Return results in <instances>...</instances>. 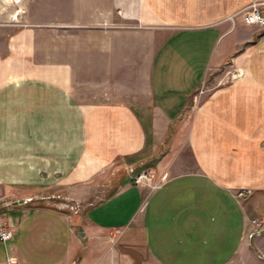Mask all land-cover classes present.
Wrapping results in <instances>:
<instances>
[{
	"label": "crops",
	"instance_id": "crops-1",
	"mask_svg": "<svg viewBox=\"0 0 264 264\" xmlns=\"http://www.w3.org/2000/svg\"><path fill=\"white\" fill-rule=\"evenodd\" d=\"M14 1L0 0V224L15 230L0 264H264V28L231 19L257 0ZM222 67L243 74L189 121Z\"/></svg>",
	"mask_w": 264,
	"mask_h": 264
},
{
	"label": "built area",
	"instance_id": "built-area-1",
	"mask_svg": "<svg viewBox=\"0 0 264 264\" xmlns=\"http://www.w3.org/2000/svg\"><path fill=\"white\" fill-rule=\"evenodd\" d=\"M19 1L20 0H15L14 2L15 4H18ZM22 13H23L22 9H18L15 13H13L11 17L14 23L24 25L23 23L20 22ZM237 16H241L243 20L249 25L264 28V3L260 1H254L247 7H244L243 9L235 13L234 16L231 17V19H234ZM125 171L129 174V177L132 183L136 186L147 187V188L149 187L151 189H155L158 187V184H153L152 179L154 177L153 176L154 174L151 171L143 170L139 173H136L133 167H126ZM240 196L242 197L244 196V194L241 193ZM32 201L33 199L30 198V199H27V201L25 202L30 203ZM63 208L71 212H74V211L76 212L77 210L75 207H73V205H68V204H65ZM252 223L254 225L258 224L257 220H253ZM258 232L259 231H257L256 233ZM258 234H260V232ZM14 237H15V230L10 226H7L1 223L0 224V242L7 243L13 240Z\"/></svg>",
	"mask_w": 264,
	"mask_h": 264
},
{
	"label": "rangeland",
	"instance_id": "rangeland-1",
	"mask_svg": "<svg viewBox=\"0 0 264 264\" xmlns=\"http://www.w3.org/2000/svg\"><path fill=\"white\" fill-rule=\"evenodd\" d=\"M257 1H260V2L264 3V0H257ZM242 74L243 73H242V71L240 69H231V68L227 69L226 67H222L219 70L211 73V75L208 77L205 85L199 91V93L197 95L199 97V99L196 98V100H194V102H192L189 105L188 109H187L188 112H189V116H190L188 118V120L192 121V117L194 115L193 112L198 110V109L203 108L206 104H208L209 97H210V95L213 92L219 90L220 88L224 87L227 84L233 83L234 82V81H232L233 78L238 76V75L241 76ZM218 79L220 81L216 84V80H218ZM157 156H159V158H160L161 154L157 155ZM159 158H155L154 162H157V160ZM155 167L156 166H154L152 168H155ZM147 169L149 170L150 168H147ZM143 170H146V169L145 168H141V169L140 168H138V169L134 168V171L136 173H139V172H141ZM128 176H129V174H128ZM153 176H154L153 179H152L153 184H157L156 180L158 179L159 175L155 172ZM148 189H151V188L148 187ZM240 194H241V192H240ZM240 194H239V197H241ZM242 194H244V196H242V199H247L250 196L249 192H247V191H245V193L242 192ZM150 197H151V193L146 191L145 194H144V197H143L145 203H146V201L150 200ZM102 199L103 198H97V197L93 198V199H91L90 204H96V203L100 202ZM164 205H165V193L161 194L153 203V206H155V207H164ZM73 207H75L77 209L76 212L75 211L73 212V216H76V214L79 212L80 206L78 204H76V203H73ZM258 216L260 218H262V216H263V218H264V215H260L259 214ZM263 218L260 221L256 219L258 221V224H255V225L262 224V227H264V219ZM256 232L254 234L258 235L259 232L261 233V231H259L258 233H256Z\"/></svg>",
	"mask_w": 264,
	"mask_h": 264
},
{
	"label": "water",
	"instance_id": "water-1",
	"mask_svg": "<svg viewBox=\"0 0 264 264\" xmlns=\"http://www.w3.org/2000/svg\"><path fill=\"white\" fill-rule=\"evenodd\" d=\"M81 236H82V237H84L85 235H84V234H82Z\"/></svg>",
	"mask_w": 264,
	"mask_h": 264
},
{
	"label": "trees",
	"instance_id": "trees-1",
	"mask_svg": "<svg viewBox=\"0 0 264 264\" xmlns=\"http://www.w3.org/2000/svg\"><path fill=\"white\" fill-rule=\"evenodd\" d=\"M144 168H147V167H144Z\"/></svg>",
	"mask_w": 264,
	"mask_h": 264
}]
</instances>
